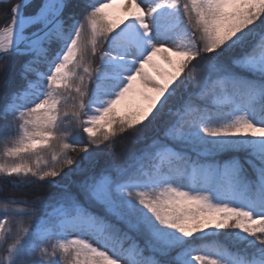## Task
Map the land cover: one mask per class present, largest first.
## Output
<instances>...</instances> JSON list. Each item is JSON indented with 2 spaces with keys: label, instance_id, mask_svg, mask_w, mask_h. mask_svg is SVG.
<instances>
[{
  "label": "snow or ice",
  "instance_id": "6c2138e0",
  "mask_svg": "<svg viewBox=\"0 0 264 264\" xmlns=\"http://www.w3.org/2000/svg\"><path fill=\"white\" fill-rule=\"evenodd\" d=\"M0 16V264H264V0Z\"/></svg>",
  "mask_w": 264,
  "mask_h": 264
},
{
  "label": "trees",
  "instance_id": "16d2710c",
  "mask_svg": "<svg viewBox=\"0 0 264 264\" xmlns=\"http://www.w3.org/2000/svg\"><path fill=\"white\" fill-rule=\"evenodd\" d=\"M116 16H118V15H116ZM3 19H4V17L3 16H0V22H2ZM119 148H120V145L117 146V150H119Z\"/></svg>",
  "mask_w": 264,
  "mask_h": 264
},
{
  "label": "rangeland",
  "instance_id": "374dc122",
  "mask_svg": "<svg viewBox=\"0 0 264 264\" xmlns=\"http://www.w3.org/2000/svg\"><path fill=\"white\" fill-rule=\"evenodd\" d=\"M122 13H120L118 10L117 11H115V13H114V15H118V16H120Z\"/></svg>",
  "mask_w": 264,
  "mask_h": 264
}]
</instances>
